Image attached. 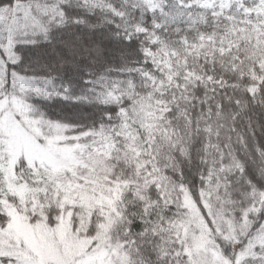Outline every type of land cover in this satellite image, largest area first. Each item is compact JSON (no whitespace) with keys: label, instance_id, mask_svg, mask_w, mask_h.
Masks as SVG:
<instances>
[{"label":"snow or ice","instance_id":"snow-or-ice-1","mask_svg":"<svg viewBox=\"0 0 264 264\" xmlns=\"http://www.w3.org/2000/svg\"><path fill=\"white\" fill-rule=\"evenodd\" d=\"M255 105L264 0H0V264H264Z\"/></svg>","mask_w":264,"mask_h":264},{"label":"trees","instance_id":"trees-1","mask_svg":"<svg viewBox=\"0 0 264 264\" xmlns=\"http://www.w3.org/2000/svg\"><path fill=\"white\" fill-rule=\"evenodd\" d=\"M257 110L250 114V118L252 120L253 125H256V136L257 137H264V108H260L259 105L253 106ZM249 116H245L244 118V125H247ZM183 131V129H181ZM233 146L238 147L235 144V137H233Z\"/></svg>","mask_w":264,"mask_h":264}]
</instances>
